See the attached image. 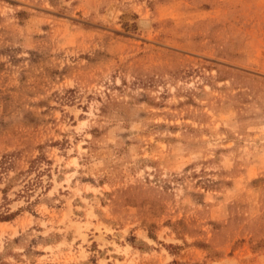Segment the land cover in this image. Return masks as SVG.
<instances>
[{
  "label": "rangeland",
  "instance_id": "374dc122",
  "mask_svg": "<svg viewBox=\"0 0 264 264\" xmlns=\"http://www.w3.org/2000/svg\"><path fill=\"white\" fill-rule=\"evenodd\" d=\"M0 264H264V0H0Z\"/></svg>",
  "mask_w": 264,
  "mask_h": 264
}]
</instances>
